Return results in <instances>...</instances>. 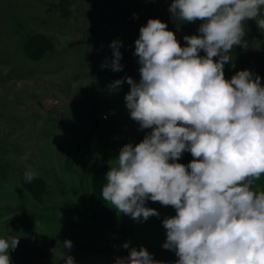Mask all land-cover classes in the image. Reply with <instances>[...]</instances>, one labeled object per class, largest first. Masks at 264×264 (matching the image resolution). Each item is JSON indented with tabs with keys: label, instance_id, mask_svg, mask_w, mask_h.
Wrapping results in <instances>:
<instances>
[{
	"label": "rangeland",
	"instance_id": "1",
	"mask_svg": "<svg viewBox=\"0 0 264 264\" xmlns=\"http://www.w3.org/2000/svg\"><path fill=\"white\" fill-rule=\"evenodd\" d=\"M172 2L0 0V238H19L15 250L9 249L11 264H65L63 251L75 264H115L141 246L163 264L178 260L162 247L163 220L174 216L171 206L153 202L159 216L146 221L110 206L104 226L84 216V194L95 173L103 170L106 180L122 147L135 146L151 131L130 117V85L110 88L126 77L139 82L134 52L140 28L159 19L182 47L184 36L199 35L202 22L177 19L169 11ZM244 28L248 47L231 50L225 79L249 70L264 87V30L251 19ZM27 35L51 44L41 59L25 54ZM116 39L122 42L121 71L101 67L105 60L110 65L109 45ZM25 154L28 159L21 160ZM29 168L37 174L31 182L24 177ZM253 189L264 190V176ZM66 240L71 250L64 249ZM125 242L129 249L122 247Z\"/></svg>",
	"mask_w": 264,
	"mask_h": 264
},
{
	"label": "clouds",
	"instance_id": "2",
	"mask_svg": "<svg viewBox=\"0 0 264 264\" xmlns=\"http://www.w3.org/2000/svg\"><path fill=\"white\" fill-rule=\"evenodd\" d=\"M262 8L264 0H173L170 13L201 21L199 35L184 36L182 47L166 23L149 19L135 41L139 82L126 77L110 85H130V117L151 131L122 147L102 198L136 221L159 216L145 206L149 199L173 207L176 215L163 220L162 247L175 252V264H264V190L253 189L264 176V87L249 70L230 80L224 75L231 50L248 47L245 22L255 20L264 30ZM121 46L119 39L111 42L113 58L102 68L122 70ZM185 151L194 157L187 166L176 162ZM36 175L29 168L24 177L31 182ZM18 243L0 238V264H11L9 249ZM63 245L73 247L70 240ZM122 247L129 249V242ZM60 259L75 264L64 251ZM115 264L163 262L141 246Z\"/></svg>",
	"mask_w": 264,
	"mask_h": 264
},
{
	"label": "trees",
	"instance_id": "3",
	"mask_svg": "<svg viewBox=\"0 0 264 264\" xmlns=\"http://www.w3.org/2000/svg\"><path fill=\"white\" fill-rule=\"evenodd\" d=\"M50 47L51 44H49L47 38L42 36L27 35L24 52L27 56L33 59H41ZM179 161L181 164L187 166L191 162V153L185 151ZM39 183L42 182L40 181ZM105 183V172L103 170H99L94 175L91 190L86 191L84 194V216L87 220L100 226L108 224L107 219L111 214L110 205L103 200L101 195L102 187ZM33 185L37 184L34 183ZM145 206L154 209L153 201L150 199L146 201ZM175 215L176 211L174 209V216Z\"/></svg>",
	"mask_w": 264,
	"mask_h": 264
}]
</instances>
